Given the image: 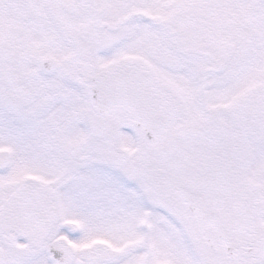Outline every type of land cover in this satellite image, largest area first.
Masks as SVG:
<instances>
[{
    "label": "snow or ice",
    "instance_id": "obj_1",
    "mask_svg": "<svg viewBox=\"0 0 264 264\" xmlns=\"http://www.w3.org/2000/svg\"><path fill=\"white\" fill-rule=\"evenodd\" d=\"M0 264H264V0H0Z\"/></svg>",
    "mask_w": 264,
    "mask_h": 264
}]
</instances>
